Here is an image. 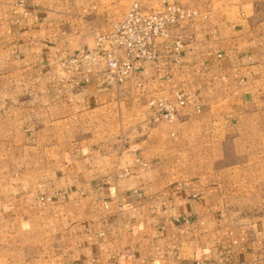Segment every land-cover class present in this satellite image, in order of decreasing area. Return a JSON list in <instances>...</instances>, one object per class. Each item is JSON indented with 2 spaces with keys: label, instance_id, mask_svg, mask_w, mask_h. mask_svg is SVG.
<instances>
[{
  "label": "crops",
  "instance_id": "0c3cea01",
  "mask_svg": "<svg viewBox=\"0 0 264 264\" xmlns=\"http://www.w3.org/2000/svg\"><path fill=\"white\" fill-rule=\"evenodd\" d=\"M16 1L0 0V264H264V0H174L199 13L169 29L182 62L158 41L121 84L58 58L128 0H23L26 17ZM177 90L185 108L152 124L147 101Z\"/></svg>",
  "mask_w": 264,
  "mask_h": 264
},
{
  "label": "built area",
  "instance_id": "2783aa9c",
  "mask_svg": "<svg viewBox=\"0 0 264 264\" xmlns=\"http://www.w3.org/2000/svg\"><path fill=\"white\" fill-rule=\"evenodd\" d=\"M13 13L26 17L23 0L13 4ZM198 15L196 9L173 0H157L156 6L152 8H144L142 0H128L125 14L113 22L110 33L98 35L90 48L61 54L58 58L59 66L66 71L76 72L101 63L108 74V78L102 82L113 80L121 84L132 74L135 62L157 61L158 41L166 46L168 56L179 64L183 60L186 39L181 33L171 36L169 29L183 20H193ZM187 98L188 93L180 90L171 92L169 96L151 97L146 106L150 122L172 124L179 111L185 108ZM134 163L146 166L138 158L134 159ZM123 174H127V170ZM134 194L140 195L137 190H134ZM175 221L188 222L184 218ZM99 235H103V232ZM126 254L131 255V252Z\"/></svg>",
  "mask_w": 264,
  "mask_h": 264
},
{
  "label": "rangeland",
  "instance_id": "374dc122",
  "mask_svg": "<svg viewBox=\"0 0 264 264\" xmlns=\"http://www.w3.org/2000/svg\"><path fill=\"white\" fill-rule=\"evenodd\" d=\"M173 1H174V0H173ZM174 2H175V1H174ZM147 102H148V101H147ZM146 106H147V104H146ZM127 154H128V152H126V155H127ZM126 158H127V156H126ZM126 158H125V159H126Z\"/></svg>",
  "mask_w": 264,
  "mask_h": 264
}]
</instances>
